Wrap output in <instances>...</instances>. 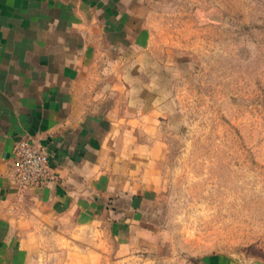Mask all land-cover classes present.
I'll list each match as a JSON object with an SVG mask.
<instances>
[{"label": "crops", "instance_id": "1", "mask_svg": "<svg viewBox=\"0 0 264 264\" xmlns=\"http://www.w3.org/2000/svg\"><path fill=\"white\" fill-rule=\"evenodd\" d=\"M152 1L0 0V264H29L51 233L126 246L159 199L160 112L130 79ZM25 137L47 147L53 177L23 190L11 173Z\"/></svg>", "mask_w": 264, "mask_h": 264}, {"label": "rangeland", "instance_id": "2", "mask_svg": "<svg viewBox=\"0 0 264 264\" xmlns=\"http://www.w3.org/2000/svg\"><path fill=\"white\" fill-rule=\"evenodd\" d=\"M147 14L130 79L160 112L159 199L126 246L51 233L29 264H264V0H154Z\"/></svg>", "mask_w": 264, "mask_h": 264}, {"label": "built area", "instance_id": "3", "mask_svg": "<svg viewBox=\"0 0 264 264\" xmlns=\"http://www.w3.org/2000/svg\"><path fill=\"white\" fill-rule=\"evenodd\" d=\"M50 152L33 137H25L14 145L12 178L19 188L41 186L53 177Z\"/></svg>", "mask_w": 264, "mask_h": 264}]
</instances>
